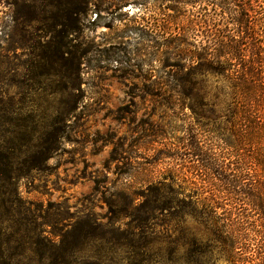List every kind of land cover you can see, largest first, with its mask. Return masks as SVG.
Returning <instances> with one entry per match:
<instances>
[{"label": "rangeland", "instance_id": "rangeland-1", "mask_svg": "<svg viewBox=\"0 0 264 264\" xmlns=\"http://www.w3.org/2000/svg\"><path fill=\"white\" fill-rule=\"evenodd\" d=\"M191 1L88 0L83 26L67 38L80 56L75 75L71 69H45L40 59L46 36L59 31L63 0H0V95L13 96L21 116L30 117L33 140L54 121L60 127L58 149L46 168L21 181L22 197L52 213L91 212L102 222L113 218V206L120 224L130 218L123 194L139 204L160 190L184 189L192 202L209 200L203 166L214 163L220 172L235 169L239 159L222 150V93L229 87L190 57L207 44L204 24L190 21L203 19L204 5L193 7ZM71 2L69 8L77 0ZM176 32L185 37L173 40ZM177 65L189 73L188 97L178 95ZM14 120L0 112V141L14 140L3 131ZM253 145L243 157L258 188L254 215L264 219V140ZM194 216L188 226L196 233L201 227ZM165 224L153 220L132 243L167 250L173 236ZM210 251L207 264H230ZM28 255L21 264H29Z\"/></svg>", "mask_w": 264, "mask_h": 264}, {"label": "trees", "instance_id": "trees-1", "mask_svg": "<svg viewBox=\"0 0 264 264\" xmlns=\"http://www.w3.org/2000/svg\"><path fill=\"white\" fill-rule=\"evenodd\" d=\"M71 1L63 0L56 22L59 31L56 36H46L40 59L45 69H71L76 75L80 56L71 50L67 38L83 26L88 0H77L69 8ZM190 3L193 7L204 5L203 19L190 21L204 24L203 36L207 39L203 49L193 50L190 57L197 66L222 76L229 87L222 93L221 140L223 156L239 159L236 168L225 166L219 172L214 163L203 166L208 171L205 179L211 195L209 200L196 203L184 189L171 194L160 190L157 196L146 197L139 204L123 194L130 211L124 224L119 223L120 211L113 206L109 209L113 218L107 222L91 212L52 213L22 197L19 188L34 171L46 168L58 149L60 127L54 121L44 128V136L33 140L35 127L27 123L29 116H21L13 96L6 99L0 95V112L16 116L11 129L3 130L14 135V140L0 141V264H21L25 254H29V264H207L213 256L210 250H217L219 257L230 264H264V219L254 215L258 188L248 178L251 164L243 157L255 142L264 140V0ZM191 30L193 35L197 32L194 27ZM185 34L176 32L172 39L180 41ZM176 67L175 84L182 87L178 95L188 97L189 73L180 65ZM192 215L201 227L196 233L188 226ZM155 219L171 225L165 229L173 236L169 235V247L142 250L132 240ZM235 250L252 253L238 254Z\"/></svg>", "mask_w": 264, "mask_h": 264}]
</instances>
